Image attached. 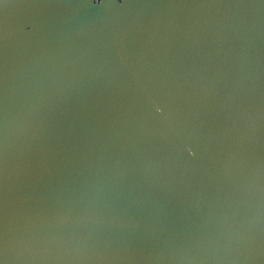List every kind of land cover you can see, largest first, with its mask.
I'll return each instance as SVG.
<instances>
[{
  "label": "water",
  "instance_id": "1",
  "mask_svg": "<svg viewBox=\"0 0 264 264\" xmlns=\"http://www.w3.org/2000/svg\"><path fill=\"white\" fill-rule=\"evenodd\" d=\"M0 264H264V0H0Z\"/></svg>",
  "mask_w": 264,
  "mask_h": 264
}]
</instances>
